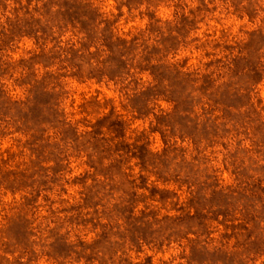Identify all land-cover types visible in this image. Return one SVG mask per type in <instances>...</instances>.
Returning a JSON list of instances; mask_svg holds the SVG:
<instances>
[{
    "label": "rangeland",
    "instance_id": "1",
    "mask_svg": "<svg viewBox=\"0 0 264 264\" xmlns=\"http://www.w3.org/2000/svg\"><path fill=\"white\" fill-rule=\"evenodd\" d=\"M0 264H264V0H0Z\"/></svg>",
    "mask_w": 264,
    "mask_h": 264
}]
</instances>
